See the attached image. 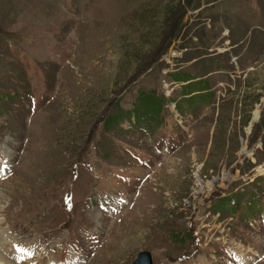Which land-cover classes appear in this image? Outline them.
<instances>
[{
	"label": "rangeland",
	"instance_id": "374dc122",
	"mask_svg": "<svg viewBox=\"0 0 264 264\" xmlns=\"http://www.w3.org/2000/svg\"><path fill=\"white\" fill-rule=\"evenodd\" d=\"M260 175L264 0H0V241L14 264L140 251L229 264L224 242L264 264Z\"/></svg>",
	"mask_w": 264,
	"mask_h": 264
},
{
	"label": "bare ground",
	"instance_id": "6f19581e",
	"mask_svg": "<svg viewBox=\"0 0 264 264\" xmlns=\"http://www.w3.org/2000/svg\"><path fill=\"white\" fill-rule=\"evenodd\" d=\"M2 234V231L0 230V235ZM5 234V233H4ZM4 245L0 241V264H14L6 255V253L3 251ZM18 250V249H17ZM145 260L144 255L138 256L137 260L135 261L134 264H142L143 261Z\"/></svg>",
	"mask_w": 264,
	"mask_h": 264
},
{
	"label": "water",
	"instance_id": "95a60500",
	"mask_svg": "<svg viewBox=\"0 0 264 264\" xmlns=\"http://www.w3.org/2000/svg\"><path fill=\"white\" fill-rule=\"evenodd\" d=\"M140 255H144V256H145V260L143 261L142 264H150L149 255H148L147 253H145V252L139 253V254L137 255L135 261L137 260L138 256H140ZM135 261H134L132 264H134Z\"/></svg>",
	"mask_w": 264,
	"mask_h": 264
},
{
	"label": "trees",
	"instance_id": "16d2710c",
	"mask_svg": "<svg viewBox=\"0 0 264 264\" xmlns=\"http://www.w3.org/2000/svg\"><path fill=\"white\" fill-rule=\"evenodd\" d=\"M206 85H207V84H206ZM185 87H186V86H185ZM191 92H192V91H191ZM189 93H190V92H189ZM189 93H188L187 95H184V96H187L188 98L192 99L191 96L189 95ZM187 97H186V98H187ZM186 100H188V99H186Z\"/></svg>",
	"mask_w": 264,
	"mask_h": 264
}]
</instances>
